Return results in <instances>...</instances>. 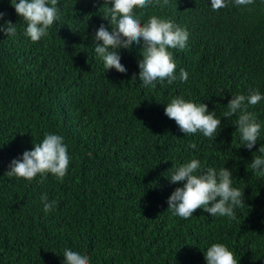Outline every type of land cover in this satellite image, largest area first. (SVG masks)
I'll return each mask as SVG.
<instances>
[{"label":"trees","instance_id":"trees-1","mask_svg":"<svg viewBox=\"0 0 264 264\" xmlns=\"http://www.w3.org/2000/svg\"><path fill=\"white\" fill-rule=\"evenodd\" d=\"M58 7L48 35L32 42L10 0H0L4 20L17 24L14 37L0 32V264H64L66 248L87 254L90 264H207L214 243L225 244L238 264H264V174L250 167L264 156L257 151L264 100L248 109L261 125L251 150L243 147L238 115L222 116L233 95H264V0L218 11L211 0L135 9L142 24L156 15L189 33L184 50L169 49L177 80L155 87L139 80L142 43L119 50L126 72L106 70L95 53L96 30L111 29L106 0H59ZM177 96L215 111L218 135L184 134L165 114ZM48 133L68 146L63 182L51 173L31 181L7 176L11 161ZM192 159L232 170L233 187L244 190L236 219L203 208L184 219L167 210L182 187L170 182L172 171ZM44 193L56 201L47 214Z\"/></svg>","mask_w":264,"mask_h":264},{"label":"clouds","instance_id":"clouds-1","mask_svg":"<svg viewBox=\"0 0 264 264\" xmlns=\"http://www.w3.org/2000/svg\"><path fill=\"white\" fill-rule=\"evenodd\" d=\"M17 15L22 17L27 27L24 32L32 42H38L48 35V30L54 22L59 20V0H10ZM169 0H106L110 7L107 19L111 29L101 24L95 32V53L103 60L106 70L115 68L118 72H126L127 68L121 63L120 49H129L133 42L141 45L138 61L140 69L139 80L143 86L155 87V81L161 83L167 80L172 84L177 80L176 62L173 52L169 49L184 50L189 33L170 18L156 15L149 17L146 23H141L136 16L135 9H145L160 4L167 5ZM254 5L255 0H211L213 11L228 7ZM251 10V9H249ZM7 13L0 11V32L5 36L14 37L17 34V24L11 20H4ZM102 41V43H100ZM132 79H136L134 75ZM179 79L186 82L188 73L180 69ZM264 100L258 90L250 89L248 95L235 94L227 104V111L222 113L224 118L238 115L236 125L241 136L243 147L253 149L257 144L261 125L255 115L250 112L249 106ZM165 114L175 120L184 134L202 132L205 137H216L221 128L222 120L217 118L216 112L208 111L204 103L186 101L183 96L174 97L167 104ZM189 147L195 148V144ZM264 154V145L257 150ZM71 157L68 155V146L64 137L48 133L42 143L34 144L31 151L25 150L22 157L13 159L5 173L9 177H18L33 180L37 175L42 178L47 173L53 174L63 182L67 174ZM254 172L264 174V156H255L250 164ZM169 179V178H168ZM173 184H182L177 187L167 200L168 208L174 215L188 219L200 208L213 217H227L236 219L235 209L244 206V190L233 187L232 170L221 167L219 170L208 167L202 168L197 159L174 168L170 177ZM41 182H43L41 180ZM43 211L47 214L56 206V201H49L47 193L40 197ZM64 264H90L87 254L65 249L63 253ZM207 264H238L233 251L222 243L212 244L205 253Z\"/></svg>","mask_w":264,"mask_h":264}]
</instances>
